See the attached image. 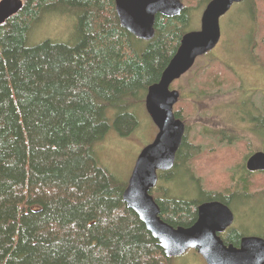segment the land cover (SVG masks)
Listing matches in <instances>:
<instances>
[{
  "label": "trees",
  "instance_id": "obj_1",
  "mask_svg": "<svg viewBox=\"0 0 264 264\" xmlns=\"http://www.w3.org/2000/svg\"><path fill=\"white\" fill-rule=\"evenodd\" d=\"M186 6L174 16L158 13L150 40L121 24L115 0H25L0 24V264H170L173 257L125 202L128 180L101 163L96 145L112 131L121 138L141 133L148 86L160 79L190 26ZM57 10L74 14V41L30 44L33 25ZM223 61L213 56L194 72V101L212 89L200 75L210 76L217 68L211 62ZM174 112L183 118L176 106ZM187 137L176 168L159 171V181L176 179L175 170L201 153L197 147L189 157ZM228 179L233 188L215 189L247 194L253 183ZM204 192V199H187L158 184L151 191L160 216L174 226L196 220L198 203L213 197ZM240 236L232 230L223 239L234 243Z\"/></svg>",
  "mask_w": 264,
  "mask_h": 264
},
{
  "label": "rangeland",
  "instance_id": "obj_2",
  "mask_svg": "<svg viewBox=\"0 0 264 264\" xmlns=\"http://www.w3.org/2000/svg\"><path fill=\"white\" fill-rule=\"evenodd\" d=\"M182 1L185 6L188 4L191 13V23L187 27V31L198 29L207 0ZM255 7L261 12H257L254 9ZM263 17L264 0H248L246 3H240L232 7L221 19V41L204 56H199L189 71L172 83L177 86L176 88L182 87L183 89L182 97L174 105V109L176 106V110L182 111L180 112L183 115L181 119L188 126L186 129L188 136L186 145L187 148H190L188 149V155L194 152L193 150L197 147L201 153H197L192 159L188 158L185 168H179L180 161L177 167L179 169L175 170L177 173L176 179L166 182L160 180L158 183V185L169 188L171 195L187 199L198 197L204 199L207 196L205 190L210 191L219 184L227 183L228 186H232L228 179L230 176H234V179L242 176L249 178L253 183L246 186L245 192L249 191L248 195H245L250 199L246 200L242 196H236L231 202L236 214L232 226L240 232H259V236L262 237L264 235L260 234L264 226V171H256L252 174L244 171L243 175L239 171L245 169L243 165L246 163L249 154V152L247 153L249 145L245 146L244 143L251 137L246 130L248 122L243 121V118L246 116L263 117L260 123L263 127L261 131L264 134ZM75 22L76 18L73 13L67 14L66 11L60 10L46 15L44 13L41 20L33 25L28 35V42L36 44L43 39L50 38L71 43L74 41L75 36ZM242 52H244L243 55L245 53L249 55L250 62L241 58ZM215 54L225 61L216 64L211 62L217 66L215 72L211 73L210 76L204 73L200 75V79H208L212 89L205 97H197L199 101L196 102L190 96V90L196 84L193 77L194 72L199 67L208 66L206 65L208 59ZM253 61H257V64L260 62L263 68L253 69L255 67L250 64ZM221 83L222 85L217 86ZM239 101H241V106L236 107ZM191 103L197 105V111L195 109L190 110ZM139 109V116L143 123L140 134H132L128 138H121L112 131L96 145L101 163L114 171L117 176L119 175L118 177L121 176L120 178L127 180L140 151L154 139L158 131L146 111L144 101L141 102ZM233 133H237V136H232V141L225 140ZM205 154H209V160L204 158ZM244 155H247V157L244 158ZM189 157H192L191 154ZM177 164L178 161L176 160L173 168H176ZM199 168H203L202 171ZM185 169H188L187 172H185ZM188 171L192 176L189 175ZM261 189L262 192H260ZM234 190L239 194H244L238 188L229 191ZM210 196L213 195L210 193ZM255 197L257 198L255 199ZM226 236H228V233H226ZM170 264L207 263L201 254L197 253L195 249L189 248L184 253L174 256Z\"/></svg>",
  "mask_w": 264,
  "mask_h": 264
},
{
  "label": "water",
  "instance_id": "obj_3",
  "mask_svg": "<svg viewBox=\"0 0 264 264\" xmlns=\"http://www.w3.org/2000/svg\"><path fill=\"white\" fill-rule=\"evenodd\" d=\"M239 0H210L198 29L186 31L160 79L148 86L145 106L158 128L154 139L142 148L124 190L123 198L151 232L168 257L193 248L207 264H264V237L242 236L239 245L225 243L220 235L234 221L230 206L221 200H205L197 205V218L189 226H174L161 216V208L152 189L159 180V171L174 167L177 152L186 135V123L174 112L181 97L172 83L195 64L196 59L211 51L221 37L220 17ZM24 0H0V24L18 13ZM121 24L135 36L150 40L155 33L158 13L179 14L182 0H115ZM251 171L264 170V151L252 153L246 161Z\"/></svg>",
  "mask_w": 264,
  "mask_h": 264
},
{
  "label": "flooded vegetation",
  "instance_id": "obj_4",
  "mask_svg": "<svg viewBox=\"0 0 264 264\" xmlns=\"http://www.w3.org/2000/svg\"><path fill=\"white\" fill-rule=\"evenodd\" d=\"M210 0H207V3L205 4V6H204V8H203V11H204V9L206 8V5L208 4V2H209ZM248 0H239V1H235V2H233L232 3V5H231V7L228 9V10H230L232 7H234V6H236V5H238V4H240V3H246ZM228 10H227V12H228ZM203 11H202V13H203ZM226 12V13H227ZM226 13H224L223 15H221V17H220V27H221V19H222V17L224 16V15H226ZM201 17H202V14H201ZM200 24H201V20H200ZM221 39H222V33H221V37H220V40H219V42L221 41ZM218 42V43H219ZM215 53H216V51H215ZM243 53L244 52H242V56H241V58L242 59H245V60H247V61H251V58L249 57V55L247 54V53H245L244 55H243ZM206 54V53H205ZM204 54V55H205ZM204 55H201V56H204ZM214 57H217V58H219V59H222V58H220V57H218L217 56V54H215L214 55ZM224 60V59H223ZM231 64V63H230ZM250 64H252L255 68H253V69H259V68H263L262 66H261V63L259 62L258 64H257V61L255 62V61H253V62H251ZM232 65V64H231ZM241 101H239V104L237 103V105H236V107L238 106V105H240L241 106ZM263 120V117H258V116H246V117H244L243 118V121H247L248 122V124H247V128H246V130H247V132L250 134V136L251 137H249L246 141H245V146L248 144L249 145V149L247 150V153L249 152V154H248V157L252 154V153H254V152H256V151H259V150H262V151H264V134L262 133V129H263V127H262V124L260 123L261 121ZM186 129H187V126H186ZM232 136H237V133H233L231 136H229L228 138H226L225 140H227L228 142L229 141H232L233 140V137ZM247 157V158H248ZM247 158H246V161H247ZM243 168H245L244 170L242 169L241 171H239V172H241L242 173V175H243V172L245 171L246 173L248 172V173H254V172H256V171H264V170H255V171H251V170H249V169H247V166H246V163L243 165ZM238 179H240V178H236L235 180H238ZM219 190L218 189H215V188H213L212 189V195H213V197L210 199V200H221V201H223V202H225V203H227L229 206H230V208L233 210V208H232V204H231V202L236 198V196H242L243 198H245L246 200L247 199H250V197H248L247 195H248V193H247V195H245L246 193H244V194H239L237 191H230L229 193H231V194H229L228 192H218ZM260 192H262V189L260 190ZM220 193H223L222 194V196L224 197H222V199L220 198ZM257 197H255V199H256ZM226 199V200H225ZM226 201H228V202H226ZM248 208V207H247ZM252 209H253V207H252ZM243 210V209H242ZM249 210V209H248ZM243 211H246V210H243ZM233 213H234V218H235V216H236V214H235V211L233 210ZM234 222V221H233ZM233 224V223H232ZM232 224L229 226V227H227V229H225L224 231H222L221 233H220V235L222 236V238L223 237H225L226 236V233H230L232 230H236V231H238V229L235 227H233L232 226ZM239 233H240V238H239V241L238 242H228V243H233L234 245H239V243H240V240H241V238H242V236H244V235H251V234H258L259 232H257V233H255V232H250V231H248V232H240V230L238 231ZM259 235V234H258ZM260 235H264V226H263V230H262V232H261V234ZM225 243H227V242H225ZM227 243V244H228Z\"/></svg>",
  "mask_w": 264,
  "mask_h": 264
},
{
  "label": "bare ground",
  "instance_id": "obj_5",
  "mask_svg": "<svg viewBox=\"0 0 264 264\" xmlns=\"http://www.w3.org/2000/svg\"><path fill=\"white\" fill-rule=\"evenodd\" d=\"M146 145H147V144H146ZM146 145H145V146H146ZM145 146H144V147H145ZM175 161H176V159H175Z\"/></svg>",
  "mask_w": 264,
  "mask_h": 264
}]
</instances>
